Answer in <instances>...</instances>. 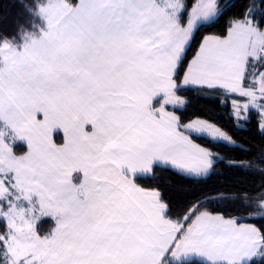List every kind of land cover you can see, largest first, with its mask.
Listing matches in <instances>:
<instances>
[{"label": "snow or ice", "instance_id": "snow-or-ice-1", "mask_svg": "<svg viewBox=\"0 0 264 264\" xmlns=\"http://www.w3.org/2000/svg\"><path fill=\"white\" fill-rule=\"evenodd\" d=\"M19 3L23 19L0 30V264H264V225L212 208L264 217V192L200 191L173 214L138 183L156 167L214 175L224 158L194 136L237 146L208 120L182 123L178 93L238 95L236 127L251 109L264 130V12L253 3L214 31L227 0Z\"/></svg>", "mask_w": 264, "mask_h": 264}, {"label": "trees", "instance_id": "trees-1", "mask_svg": "<svg viewBox=\"0 0 264 264\" xmlns=\"http://www.w3.org/2000/svg\"><path fill=\"white\" fill-rule=\"evenodd\" d=\"M233 6L229 9L224 20H221L218 25L212 30L222 31L225 20L228 16L239 15L244 11V8L255 3L256 12L259 14L264 12L261 8L260 0H227ZM23 19V10L19 0H0V30L12 31L15 24ZM193 50L188 52L190 59ZM263 71L264 69H260ZM182 75V73H181ZM178 95L184 96L189 100L186 108L182 111H177V115L181 116L182 123H186L190 119L200 117L212 121L219 127L227 131L236 141L237 146H225L224 143H213L208 139L193 137L197 143L203 147H208L214 153H218L224 159L215 165V174L206 181H197L186 179L177 175L175 172L166 170L160 167L154 169L158 180L152 181L140 180L142 186L158 187L162 192L165 202L169 203L173 209V214L187 210L191 201L190 197H195L200 191H205L206 194H215L217 192L249 194L252 196L258 195L259 192H264V173L252 169L247 170L241 167L228 166L229 161L237 163L246 161L254 165H259L264 168V130L259 127L258 114L250 109L249 119L241 121L243 128L236 127V120L232 114L231 101L233 99H244L238 95L224 97L217 92H181ZM223 101V102H222ZM169 109H173L169 106ZM60 137H58L59 139ZM25 147L22 144L17 145V151H24ZM181 186L188 188L190 191L186 194L181 189ZM211 190L208 192L207 190ZM223 206L212 205L214 211H221L226 215L240 216L245 218L239 222L254 223L258 227L264 225V217L255 216L248 218V213L259 212L260 209L255 206L244 207L240 201L233 203L231 200L222 202ZM52 224L50 218H44L38 225V230L43 232Z\"/></svg>", "mask_w": 264, "mask_h": 264}, {"label": "rangeland", "instance_id": "rangeland-1", "mask_svg": "<svg viewBox=\"0 0 264 264\" xmlns=\"http://www.w3.org/2000/svg\"><path fill=\"white\" fill-rule=\"evenodd\" d=\"M264 71V70H263ZM235 100H237L238 102H240V103H244L245 102V100L244 99H240V100H238V99H235ZM231 105H232V101H231ZM156 106L158 107L159 105H158V103L156 104ZM169 111H173V110H169ZM232 114H233V108H232ZM242 114H243V111H242ZM196 118H200V117H196ZM193 119H195V118H193ZM200 119H204V118H200ZM191 120V119H190ZM189 120V121H190ZM205 120H207V119H205ZM208 121H210V120H208ZM188 122V121H187ZM210 122H212V121H210ZM213 123V122H212ZM215 124V123H214ZM217 125V124H216ZM218 126V125H217ZM219 127V126H218ZM221 128V127H220ZM222 129V128H221ZM222 130H224V129H222ZM225 131V130H224ZM225 132H227V131H225ZM228 133V132H227ZM229 134V133H228ZM230 135V134H229ZM240 223H249V222H240ZM47 230V229H46Z\"/></svg>", "mask_w": 264, "mask_h": 264}, {"label": "crops", "instance_id": "crops-1", "mask_svg": "<svg viewBox=\"0 0 264 264\" xmlns=\"http://www.w3.org/2000/svg\"><path fill=\"white\" fill-rule=\"evenodd\" d=\"M168 110H171V109L168 108Z\"/></svg>", "mask_w": 264, "mask_h": 264}]
</instances>
